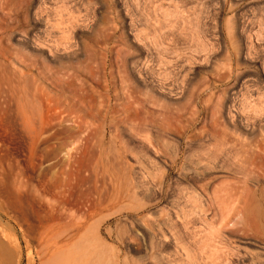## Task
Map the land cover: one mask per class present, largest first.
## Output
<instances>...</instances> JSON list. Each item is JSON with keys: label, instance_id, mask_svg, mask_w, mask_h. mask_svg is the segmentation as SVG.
<instances>
[{"label": "rangeland", "instance_id": "1", "mask_svg": "<svg viewBox=\"0 0 264 264\" xmlns=\"http://www.w3.org/2000/svg\"><path fill=\"white\" fill-rule=\"evenodd\" d=\"M99 246L264 264V0H0V264Z\"/></svg>", "mask_w": 264, "mask_h": 264}, {"label": "bare ground", "instance_id": "2", "mask_svg": "<svg viewBox=\"0 0 264 264\" xmlns=\"http://www.w3.org/2000/svg\"><path fill=\"white\" fill-rule=\"evenodd\" d=\"M63 231L61 232V234ZM59 235L54 236L55 238H58ZM83 236H85V232H83ZM86 238L83 237L82 240ZM95 239V238H94ZM62 247V246H61ZM59 250V249H56ZM53 250V251H56ZM70 253L65 255L63 257V264H103L106 258V254L103 252L104 248L99 246L97 250L92 247H86L82 250H76L75 252H72L70 249L68 250ZM54 257V256H52ZM55 258V257H54Z\"/></svg>", "mask_w": 264, "mask_h": 264}]
</instances>
